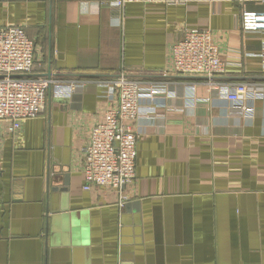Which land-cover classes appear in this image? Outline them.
I'll return each instance as SVG.
<instances>
[{"label": "crops", "instance_id": "obj_1", "mask_svg": "<svg viewBox=\"0 0 264 264\" xmlns=\"http://www.w3.org/2000/svg\"><path fill=\"white\" fill-rule=\"evenodd\" d=\"M0 0V27L34 41L33 76L85 80L48 91L16 132L0 122V264H264V33H243L262 0ZM190 27L220 44L224 73L178 75L169 47ZM156 91L134 121L135 180L85 191L80 147L102 120L99 77L121 71ZM245 83L243 100L227 87ZM245 104L246 115L233 109Z\"/></svg>", "mask_w": 264, "mask_h": 264}, {"label": "built area", "instance_id": "obj_2", "mask_svg": "<svg viewBox=\"0 0 264 264\" xmlns=\"http://www.w3.org/2000/svg\"><path fill=\"white\" fill-rule=\"evenodd\" d=\"M143 3L199 2L204 0H110L117 24L122 21L127 2ZM213 1V0H209ZM264 1V0H262ZM240 28L243 33H264V12L242 9ZM35 44L21 26L0 27V122L7 123L8 131H18L23 121L43 114L48 91L68 97L83 91L85 80L59 79L52 74L33 76ZM220 44L208 28L185 29L181 39L169 47V66L178 75L211 77L224 73ZM97 86L103 87L102 120L90 126L86 141L80 147L79 172L82 188L114 189L120 196L118 205L127 200L122 196L125 185L135 180L138 134L133 124L143 115L144 99L155 97L156 91L144 90L143 82L129 77L124 70L117 75L99 77ZM249 87L237 83L227 87V98L232 101L247 97ZM252 96L264 94V87H250ZM236 115H246L245 104L233 109Z\"/></svg>", "mask_w": 264, "mask_h": 264}, {"label": "water", "instance_id": "obj_3", "mask_svg": "<svg viewBox=\"0 0 264 264\" xmlns=\"http://www.w3.org/2000/svg\"><path fill=\"white\" fill-rule=\"evenodd\" d=\"M123 206H124V205H123ZM123 206H122V207H123ZM124 208H125V209H129V205L126 204V205L124 206Z\"/></svg>", "mask_w": 264, "mask_h": 264}]
</instances>
